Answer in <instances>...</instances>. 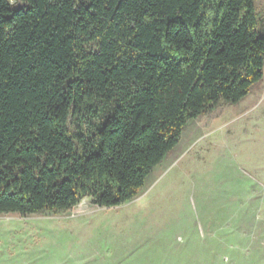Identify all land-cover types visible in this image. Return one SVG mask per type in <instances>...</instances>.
I'll use <instances>...</instances> for the list:
<instances>
[{
  "label": "trees",
  "instance_id": "obj_1",
  "mask_svg": "<svg viewBox=\"0 0 264 264\" xmlns=\"http://www.w3.org/2000/svg\"><path fill=\"white\" fill-rule=\"evenodd\" d=\"M18 2L0 0V215L123 206L263 77L253 0Z\"/></svg>",
  "mask_w": 264,
  "mask_h": 264
},
{
  "label": "rangeland",
  "instance_id": "obj_2",
  "mask_svg": "<svg viewBox=\"0 0 264 264\" xmlns=\"http://www.w3.org/2000/svg\"><path fill=\"white\" fill-rule=\"evenodd\" d=\"M0 264H264V69L239 103L187 123L134 200L0 215Z\"/></svg>",
  "mask_w": 264,
  "mask_h": 264
}]
</instances>
